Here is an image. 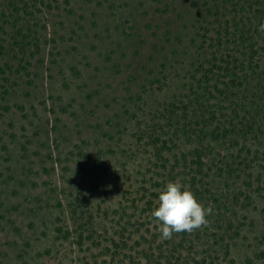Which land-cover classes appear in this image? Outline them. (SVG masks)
<instances>
[{"label": "rangeland", "instance_id": "1", "mask_svg": "<svg viewBox=\"0 0 264 264\" xmlns=\"http://www.w3.org/2000/svg\"><path fill=\"white\" fill-rule=\"evenodd\" d=\"M264 0H0V264H264ZM179 182L208 223L162 240Z\"/></svg>", "mask_w": 264, "mask_h": 264}, {"label": "clouds", "instance_id": "2", "mask_svg": "<svg viewBox=\"0 0 264 264\" xmlns=\"http://www.w3.org/2000/svg\"><path fill=\"white\" fill-rule=\"evenodd\" d=\"M258 31L264 32V22ZM158 193L157 207L151 216L162 240L171 239L174 233H191L207 225L210 209L200 204L194 194L179 182H168Z\"/></svg>", "mask_w": 264, "mask_h": 264}]
</instances>
